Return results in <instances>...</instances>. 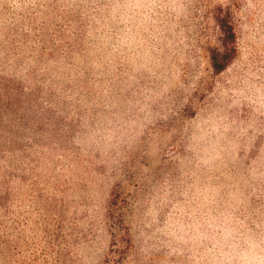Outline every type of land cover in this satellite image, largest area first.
<instances>
[{
	"label": "rangeland",
	"instance_id": "374dc122",
	"mask_svg": "<svg viewBox=\"0 0 264 264\" xmlns=\"http://www.w3.org/2000/svg\"><path fill=\"white\" fill-rule=\"evenodd\" d=\"M0 264H264V0H0Z\"/></svg>",
	"mask_w": 264,
	"mask_h": 264
},
{
	"label": "trees",
	"instance_id": "16d2710c",
	"mask_svg": "<svg viewBox=\"0 0 264 264\" xmlns=\"http://www.w3.org/2000/svg\"><path fill=\"white\" fill-rule=\"evenodd\" d=\"M219 26L223 33V52L214 51L211 54L212 67L215 72H223L229 62L233 59L236 53V34L234 26L227 19H222L219 21Z\"/></svg>",
	"mask_w": 264,
	"mask_h": 264
}]
</instances>
